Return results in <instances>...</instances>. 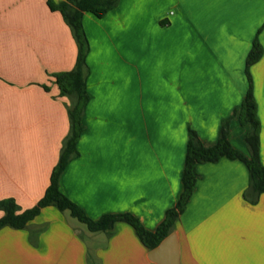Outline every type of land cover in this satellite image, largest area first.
I'll return each instance as SVG.
<instances>
[{
  "label": "crops",
  "instance_id": "crops-1",
  "mask_svg": "<svg viewBox=\"0 0 264 264\" xmlns=\"http://www.w3.org/2000/svg\"><path fill=\"white\" fill-rule=\"evenodd\" d=\"M83 24L90 100L79 156L60 184L89 217L131 213L159 228L184 190L190 130L216 144L242 107L256 41L263 54L250 75L264 165V0H120L101 19L85 13ZM77 57L48 0H0V200L30 209L50 185L72 105L55 76ZM247 129L235 118L229 138L249 154ZM197 172L185 210L154 249L128 223L92 233L48 207L25 229L0 230V264H264V194L248 193L246 164L222 158Z\"/></svg>",
  "mask_w": 264,
  "mask_h": 264
},
{
  "label": "trees",
  "instance_id": "trees-1",
  "mask_svg": "<svg viewBox=\"0 0 264 264\" xmlns=\"http://www.w3.org/2000/svg\"><path fill=\"white\" fill-rule=\"evenodd\" d=\"M120 0H66L60 4L48 0L52 11H59L72 30L78 46L77 62L73 70L55 76L60 88V96L71 99L69 107L70 132L63 142L61 154L54 167L50 185L44 196L32 208L23 210L14 198L0 200V230L5 227L25 229L48 207H55L61 212H69L74 218L85 224L92 233L112 231L119 222L130 224L149 249L156 248L161 241L173 230L175 221L185 210L196 186L199 174L197 166L201 163H215L222 158L241 160L250 172L248 193L259 197L264 194V165L260 156V129L258 105L254 95V84L250 75V67L257 63L263 54L258 41L255 42L247 59L246 73L249 80V89L243 105L236 109L231 117L224 122L220 138L216 144L208 145L202 142L194 130H190L186 165L183 176L184 190L175 206L167 212L164 222L155 231L147 230L141 221L131 213L105 214L99 219H92L86 211L68 198L61 190V177L68 164L79 156L78 142L85 130L83 116L90 100L88 93L89 67L87 57L90 52V42L84 28L85 13H92L98 18L105 17L108 12L115 9ZM46 89H48L45 86ZM238 118L241 125L248 128L245 141L249 154L237 149L230 141V123Z\"/></svg>",
  "mask_w": 264,
  "mask_h": 264
},
{
  "label": "water",
  "instance_id": "water-1",
  "mask_svg": "<svg viewBox=\"0 0 264 264\" xmlns=\"http://www.w3.org/2000/svg\"><path fill=\"white\" fill-rule=\"evenodd\" d=\"M168 241L169 240H166L160 247H159V249L158 250H156L155 252H158V251H160V250H162V247H164L167 243H168ZM154 252V253H155Z\"/></svg>",
  "mask_w": 264,
  "mask_h": 264
}]
</instances>
